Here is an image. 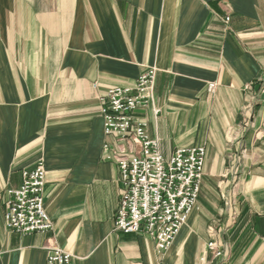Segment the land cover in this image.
Listing matches in <instances>:
<instances>
[{"label": "crops", "instance_id": "1", "mask_svg": "<svg viewBox=\"0 0 264 264\" xmlns=\"http://www.w3.org/2000/svg\"><path fill=\"white\" fill-rule=\"evenodd\" d=\"M150 68L149 137L165 157L206 148L196 207L163 253L114 230L100 113ZM39 162L52 230L11 232L0 206V264H46L52 248L71 264H201L209 228L226 247L215 264H264V0H0V191Z\"/></svg>", "mask_w": 264, "mask_h": 264}, {"label": "built area", "instance_id": "2", "mask_svg": "<svg viewBox=\"0 0 264 264\" xmlns=\"http://www.w3.org/2000/svg\"><path fill=\"white\" fill-rule=\"evenodd\" d=\"M229 17L222 22L228 24ZM157 71L150 68L129 87L110 89L101 97L104 135L116 148L107 159L118 168L119 204L114 215V230L139 233L149 237L160 253L166 251L196 207L204 176L205 146L178 147L165 157L157 139L149 137L145 113L159 116L154 90ZM215 84L208 85L213 92ZM255 100L251 84L244 87ZM22 183L16 189L0 191L5 229L22 235L46 234L52 221L43 205L46 181L43 162L30 171H22ZM206 243L201 264H215L224 259L226 247L218 241L215 230ZM71 255L59 248L47 252L46 264H71Z\"/></svg>", "mask_w": 264, "mask_h": 264}]
</instances>
